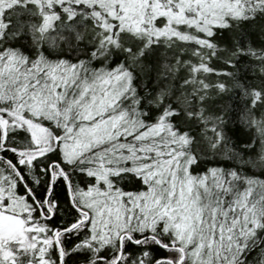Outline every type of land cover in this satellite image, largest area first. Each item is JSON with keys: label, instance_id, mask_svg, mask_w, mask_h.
<instances>
[{"label": "snow or ice", "instance_id": "6c2138e0", "mask_svg": "<svg viewBox=\"0 0 264 264\" xmlns=\"http://www.w3.org/2000/svg\"><path fill=\"white\" fill-rule=\"evenodd\" d=\"M0 264H264V0H0Z\"/></svg>", "mask_w": 264, "mask_h": 264}]
</instances>
